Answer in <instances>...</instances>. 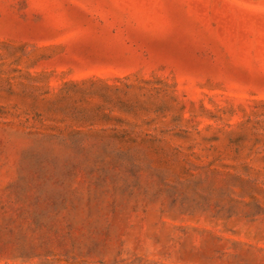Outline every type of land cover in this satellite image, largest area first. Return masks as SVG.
<instances>
[{
    "label": "rangeland",
    "instance_id": "obj_1",
    "mask_svg": "<svg viewBox=\"0 0 264 264\" xmlns=\"http://www.w3.org/2000/svg\"><path fill=\"white\" fill-rule=\"evenodd\" d=\"M0 264H264V0H0Z\"/></svg>",
    "mask_w": 264,
    "mask_h": 264
}]
</instances>
